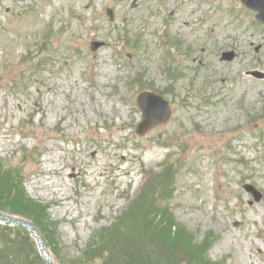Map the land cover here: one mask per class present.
Masks as SVG:
<instances>
[{
    "label": "rangeland",
    "instance_id": "obj_1",
    "mask_svg": "<svg viewBox=\"0 0 264 264\" xmlns=\"http://www.w3.org/2000/svg\"><path fill=\"white\" fill-rule=\"evenodd\" d=\"M110 2L0 0L4 170L21 176L19 190L54 223L46 229L65 264H84L80 250L134 198L142 168L162 170L168 158L174 182L156 193L171 197L169 225L198 250L208 235L213 239L206 264H264V28L237 0H152L150 11L148 0H137L135 8L132 0ZM106 6L130 26L123 46L107 44L120 36L121 23L115 29L107 24L101 14ZM92 40L106 44L92 52ZM167 40L176 45L168 60ZM229 51L233 58L221 60ZM165 66L178 71L170 90ZM142 72L144 82L171 101L173 112L165 124L139 136L120 126L139 122L136 89L127 85ZM185 149L187 157L178 158ZM246 186L261 199L253 201ZM6 197L0 192L1 202ZM143 200L131 213L147 211L150 236L159 231V220L150 221L166 201ZM168 232L162 233L165 240ZM165 243L178 256L171 253L158 264H179L182 246ZM157 247L134 244L120 253L148 264L156 260Z\"/></svg>",
    "mask_w": 264,
    "mask_h": 264
},
{
    "label": "trees",
    "instance_id": "obj_2",
    "mask_svg": "<svg viewBox=\"0 0 264 264\" xmlns=\"http://www.w3.org/2000/svg\"><path fill=\"white\" fill-rule=\"evenodd\" d=\"M20 177L21 176L14 174V170L0 171V192L7 194L6 203L0 200V210L31 220L41 232L47 246L58 258L60 257L59 244L51 240L53 239V232L50 234L46 229H53L52 225H54V223L45 217L41 209H38L39 205L26 199L22 190H19L22 184V179ZM169 185H171V179L169 177L161 179L160 183H148L142 195L131 203L128 211L118 222H115L108 229H103L96 233L87 249L82 252V259L85 260L87 264H93L95 262H99L100 264H145V262L137 263L131 261L129 259L130 256H124L120 253V250H127L131 246H134V244H138L144 245L146 249H152L154 246H158L159 252L155 255L156 260H152L151 263H148L158 264L160 261L165 262V257L171 253L178 256L176 252L168 248L169 245L165 243L166 241L171 246H182L181 252L179 253V264H206L205 262L207 261L204 257V253L207 250V245L202 244L200 250L197 249V246L189 247L185 237L181 236V231L176 230L175 224H173L172 227L169 225L173 217L169 215H167V217H162V215L153 216L150 222L152 224L153 221L160 220L158 223L159 231L156 233L157 230L154 229L153 233L147 236V233L151 232L145 227V215L147 211L141 209L139 212L138 209L135 212L136 214L131 213V210L134 211L136 208L140 207V200L144 199L143 201H145L149 200L150 197L154 198L156 190L159 187L164 186L166 188ZM34 208H36V210H34ZM138 214H140V216H138ZM149 217L150 214L148 213V218ZM44 222L48 224L47 227ZM133 222H139L140 226H136ZM116 226L123 227L122 229H125V232L130 235H125L123 232L119 233ZM165 229L169 230V238L167 240H165V236L162 235ZM0 235L4 237L5 240V247L0 252V264H43L41 258L35 253L34 246L30 243L27 233L23 230L16 229L14 231L3 227L0 228ZM11 235H13L14 240H11ZM151 242L155 243V245L151 246ZM116 251L119 253L117 257H114Z\"/></svg>",
    "mask_w": 264,
    "mask_h": 264
},
{
    "label": "water",
    "instance_id": "obj_3",
    "mask_svg": "<svg viewBox=\"0 0 264 264\" xmlns=\"http://www.w3.org/2000/svg\"><path fill=\"white\" fill-rule=\"evenodd\" d=\"M0 221L6 222V223H10L12 225H21V226L27 227L26 224H24L23 222H21L19 220L11 219L9 217H4L2 215H0ZM32 234L37 238V240H38V242L40 244V248H41L42 254H43L44 258H45L46 264H50L49 257L47 255V253L45 252L44 248L42 247V241L40 240L39 235L35 231H33Z\"/></svg>",
    "mask_w": 264,
    "mask_h": 264
}]
</instances>
